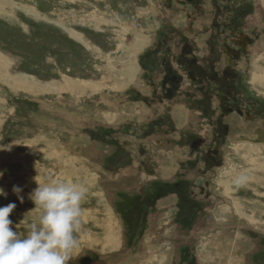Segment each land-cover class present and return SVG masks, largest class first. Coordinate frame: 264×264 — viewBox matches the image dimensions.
<instances>
[{"label":"rangeland","instance_id":"374dc122","mask_svg":"<svg viewBox=\"0 0 264 264\" xmlns=\"http://www.w3.org/2000/svg\"><path fill=\"white\" fill-rule=\"evenodd\" d=\"M250 8L261 40L247 89L264 97V0ZM159 11L158 0H0V207L17 205L15 228L34 207L38 169L42 182L51 172L88 189L69 264H264V143L228 134L222 167L206 177L211 195L198 203L187 195L190 174L168 181L181 165L177 146L123 123L145 122L130 91L143 92L139 58L162 28ZM133 143L151 149L161 175L147 182V197L144 176H126ZM240 174L248 181L237 189ZM106 228L115 229L111 241Z\"/></svg>","mask_w":264,"mask_h":264},{"label":"flooded vegetation","instance_id":"af4514ba","mask_svg":"<svg viewBox=\"0 0 264 264\" xmlns=\"http://www.w3.org/2000/svg\"><path fill=\"white\" fill-rule=\"evenodd\" d=\"M253 4L254 0H158L162 28L150 40L144 59L139 58L145 74L143 92L133 86L130 94L144 108L145 122L134 117L123 123L157 143L177 146L181 165L167 174L168 181H183L179 177L190 174L187 195L198 203L211 195L206 177L222 167L220 148L228 134L240 130L233 141L264 143V97L247 89L250 68L255 66L253 50L261 40L253 32L258 25L251 24ZM121 124L118 128L126 131ZM124 151L135 170L126 176H144L139 188L141 197H147L152 188L147 182L161 176L153 152L141 143ZM119 157L114 163L126 159Z\"/></svg>","mask_w":264,"mask_h":264},{"label":"clouds","instance_id":"9594fccd","mask_svg":"<svg viewBox=\"0 0 264 264\" xmlns=\"http://www.w3.org/2000/svg\"><path fill=\"white\" fill-rule=\"evenodd\" d=\"M37 173L34 177L37 187L28 194L34 207L15 228L10 215L17 205L0 207V264H69L76 259L73 251L80 243L82 204L88 189L73 180L55 178L51 172L42 182L38 169ZM247 181L248 176L240 174L234 185L239 189ZM12 191L23 203L24 197L20 195L23 189L14 185ZM6 195L0 188V196Z\"/></svg>","mask_w":264,"mask_h":264},{"label":"bare ground","instance_id":"6f19581e","mask_svg":"<svg viewBox=\"0 0 264 264\" xmlns=\"http://www.w3.org/2000/svg\"><path fill=\"white\" fill-rule=\"evenodd\" d=\"M22 76V75H21ZM110 214V213H109ZM111 218V217H110ZM109 218V219H110ZM111 221H112V219H111ZM104 222H106L105 220H104ZM167 225V224H166ZM110 227V226H109ZM106 232H107V238L106 239H108L109 241H111L112 239H113V237H114V234H115V229H107L106 228ZM150 235V234H149ZM151 236V235H150ZM89 238H91V240L89 241L88 240V242L89 243H94V244H96V245H98V244H100L99 243V241H100V239L99 240H92L93 238H95V236L93 237V235H91V234H89ZM155 238V237H154ZM106 242L104 239H102V241H101V244H104V243ZM104 245H106V244H104ZM220 251V250H219ZM149 257V256H148ZM205 257V258H204ZM204 259H205V261H207V260H210V259H213V257L212 256H209L208 255V252H206L205 254H204ZM146 258V257H145ZM149 260V259H148ZM219 264H221V263H219Z\"/></svg>","mask_w":264,"mask_h":264}]
</instances>
